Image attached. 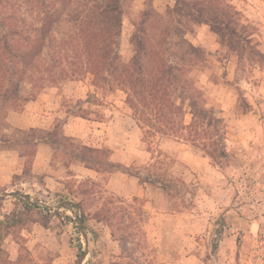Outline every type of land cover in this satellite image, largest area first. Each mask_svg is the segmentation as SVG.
<instances>
[{"label":"rangeland","instance_id":"obj_1","mask_svg":"<svg viewBox=\"0 0 264 264\" xmlns=\"http://www.w3.org/2000/svg\"><path fill=\"white\" fill-rule=\"evenodd\" d=\"M230 1L252 45L264 52V0ZM88 3L0 0V264H264V61L249 48L222 46L209 25L193 24L186 38L204 58L188 77L223 119L217 139L226 155H206L202 142L208 134L201 128L200 137L188 127L184 139L150 141L124 90L99 88L90 74L40 85L61 70L54 59L57 42L75 32L69 18L76 8L85 15ZM123 4L118 51L129 62L143 13L164 14L175 0ZM152 27L150 22L157 32ZM8 33L16 46L40 50L31 79L22 78L10 99L2 93L11 88L17 66L8 64L1 36ZM90 93L101 104L89 99L86 118L68 113L67 105ZM183 120L193 121L188 100ZM55 127L75 138L74 145L98 148L87 153L95 161L72 160L68 140L58 148L24 143L30 128ZM154 170L174 179L170 194L130 175Z\"/></svg>","mask_w":264,"mask_h":264},{"label":"trees","instance_id":"obj_2","mask_svg":"<svg viewBox=\"0 0 264 264\" xmlns=\"http://www.w3.org/2000/svg\"><path fill=\"white\" fill-rule=\"evenodd\" d=\"M123 1L88 0L85 15L76 8V13L69 18L75 25V32L67 37L63 36L57 42L54 59L55 65L61 70L48 73L46 78H42L40 85L47 81L79 80L90 74L93 85L109 91L120 88L126 92L127 103L144 132V139L151 141L158 136L184 139V130L188 127L196 128V136L200 137L197 129L201 128L204 135L208 134V141L206 138L202 142L206 155L213 160L225 156V148L218 146L217 139L221 130L218 128L222 126L223 119L217 118L213 109L207 107L203 91L188 77L192 67L204 58V51L190 42L186 34L193 24H207L218 36L222 46H227L231 51L249 48L257 53L259 61H264V52L256 50L252 45L251 33L242 22L240 10L230 0H175L174 7H169L164 14L146 10L132 35L134 55L129 62H125L118 51V40L123 27ZM150 22L153 24L152 29L155 28L157 32L151 31V27L149 29ZM47 23L51 25V22ZM1 36L4 37L9 56L8 64L17 66L13 69L14 74L10 75L13 82L11 88L2 93L10 99V91L18 92V83L22 78L31 79L32 75L29 74L37 67L36 59L40 50L31 51L22 49L20 45L16 46L10 42L9 33ZM45 38L43 36L41 40ZM34 39L38 40L36 35ZM17 59L20 61H16ZM7 71H10L9 68ZM15 76L20 78L15 79ZM2 77L1 75L0 79ZM89 99H94L96 105L101 104L100 99L90 93L87 99H79L76 103L67 105L68 113L86 118L89 110L84 104L93 103ZM187 100L193 115L190 124H185L183 120L184 103ZM212 128L213 134L210 131ZM23 137L27 145L35 141V144L44 142L54 148H58L64 140L71 141L73 149L68 155L72 160L95 161L87 153L99 152L98 148L85 144L74 145L72 142L75 138L60 134L58 127L47 132L30 128ZM27 170L28 168L25 171ZM130 175L139 177L142 182L159 184L169 194L176 187L173 178L165 180L155 170L144 177L140 172ZM11 264L15 263L11 261Z\"/></svg>","mask_w":264,"mask_h":264}]
</instances>
